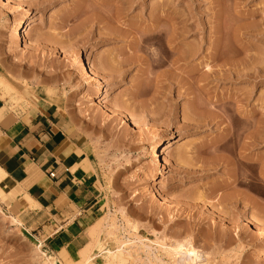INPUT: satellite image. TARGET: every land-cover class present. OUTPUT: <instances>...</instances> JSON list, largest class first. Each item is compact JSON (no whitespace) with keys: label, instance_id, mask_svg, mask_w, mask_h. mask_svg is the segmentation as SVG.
I'll return each mask as SVG.
<instances>
[{"label":"rangeland","instance_id":"rangeland-1","mask_svg":"<svg viewBox=\"0 0 264 264\" xmlns=\"http://www.w3.org/2000/svg\"><path fill=\"white\" fill-rule=\"evenodd\" d=\"M23 2L33 25L19 44L7 18L14 26L24 17L0 0V75L15 89L4 95L15 105L24 100L14 97L18 91L61 102L88 141L101 195L97 218L76 246L58 253L46 246L43 250L57 256L58 264L69 263L89 243L90 227L104 226L92 253L97 256L96 264H106L107 254L100 253L99 246L106 250L117 246V240L106 233L114 222L119 227L117 236L132 238L138 246L141 239L135 233L161 241L189 234L200 248L218 245L214 264H264V258L260 259L264 238L255 227L246 225L248 219H255L264 230V178L260 179L261 169L254 165L264 159V0H218V4L212 0ZM70 13L73 16L67 19ZM117 14L119 22L115 21ZM153 26L163 29L164 35L183 29L184 45L195 44L200 51L181 67L171 61L149 66L145 50L131 48ZM232 26L242 38L235 48L228 41L237 33ZM218 37L221 54L213 61ZM232 49L235 65L222 66L221 57L232 59ZM114 53H120L119 61L131 62L111 64ZM80 54L86 64L98 67L108 83L105 109L96 96L99 84L81 72ZM210 68L213 75L209 77ZM193 104L212 117L195 115ZM169 130L176 138L162 144L159 163L152 156V146L167 138ZM220 146L223 150L214 153ZM180 154L184 156L179 158ZM214 155L227 160L211 170L204 161ZM242 155L249 161L244 163ZM234 175L237 179L229 185ZM1 192L0 187V207L21 218L24 226H15L0 213V264H45L35 247L56 229L45 227L37 217L28 221L29 217L20 216L12 197ZM227 195L232 196V203L222 204L220 198ZM223 228L229 234L224 238L220 237ZM138 251L142 259L130 263L151 264L142 249Z\"/></svg>","mask_w":264,"mask_h":264},{"label":"crops","instance_id":"crops-1","mask_svg":"<svg viewBox=\"0 0 264 264\" xmlns=\"http://www.w3.org/2000/svg\"><path fill=\"white\" fill-rule=\"evenodd\" d=\"M8 83L10 90L0 86V187L20 216L56 229L44 246L58 253L77 245L100 210L89 144L61 102L18 91L24 100L15 105L4 95L15 90ZM28 196L36 205H25Z\"/></svg>","mask_w":264,"mask_h":264},{"label":"bare ground","instance_id":"bare-ground-1","mask_svg":"<svg viewBox=\"0 0 264 264\" xmlns=\"http://www.w3.org/2000/svg\"><path fill=\"white\" fill-rule=\"evenodd\" d=\"M118 1H120L122 4L129 2V0H118ZM3 2L6 5L14 6L15 9L18 12H21V15L24 17V19H23V21L21 23L16 24L14 26H13V20L11 18H9V17L7 18V24H10V26L13 27V38H14L15 42L20 44L26 38V35H25L26 32L28 30H30L32 28V25H33V20H32V16L30 14V11H29V9L26 8V5L24 4L23 0H3ZM212 2L216 3V4L220 3V2H218V0H212ZM163 7H165V5ZM74 13L75 12H73V14ZM73 14L70 13V15H66L67 19L72 17ZM75 14H77V13H75ZM217 14H219V13H217ZM93 15H92V17H93ZM117 15L118 16L116 18L115 17L114 18H115L116 22H119L121 19L119 17V14H117ZM97 19L98 18H96L95 20H97ZM235 27H237V26H235ZM153 28L154 29L151 28L152 30L148 31V34L146 32L147 35L146 34H144V35L142 34V36L138 40H136L135 43L133 42V45H132V48H131L132 51H137V52L140 51V50H145V52L148 55V65L153 67V68L160 67V66L164 65L165 63H167L169 61H171V63L173 62L172 63L173 65L175 64V65L179 66V65L182 64V62H186L187 60H189L192 57L194 58V56L198 53V51H200V47H197V46L194 47L195 44L192 47L191 46L188 47L189 45H184L183 42H184L185 35H184V32H181L183 29H181L179 33L177 31V33L175 32L174 34L172 32V33H168L169 35H167L166 33H165L166 35H164L163 32H165V31L163 29H162L163 31L162 30H158L157 26H153ZM240 28H241V26H240ZM233 30H234V27H233ZM234 31H236V30H234ZM236 32L237 33L233 32L232 37L231 36L229 37L231 39L228 40V41L232 42V48L236 44H242L241 43L242 42L241 41L242 38L240 37V34L238 33V30ZM239 32H240V30H239ZM241 34H242V32H241ZM243 34H244V32H243ZM219 40H220V38L215 43L217 47L214 50L215 51L214 54L212 53L213 55H212L211 58L213 59V61L214 60H218V53H220V49H221V47H219V44H220ZM30 44H32V43H30ZM151 47H152V49H151ZM224 51H225L224 49L221 50L223 55L225 53ZM235 52L232 49V59H229L227 57L225 58V56L221 57V59L224 58V59L221 60L222 61V63H221L222 66H226V65H228L231 62H232V65H235L234 64V60H233V57L235 56L234 55ZM176 53H178L179 55L176 56L173 61L170 60V58L173 57V55H175ZM118 54H120V53H118ZM118 54L114 53V54H112L110 56V63L111 64L117 63L118 66H119V64L121 65V63H122V65H123L127 61H128V63L131 62V61L126 60V59H124L122 61H119L118 59L120 58L119 57L120 55H118ZM228 56L230 57V55H228ZM77 58L79 59V61H78L79 62V66H80V68H82L81 70H83L81 72L84 75H86V77L90 78L91 81H95L96 83L99 84L96 96H97L101 106L104 107V109H105L104 102L108 98V94H109L108 83L103 79L104 77H102V75H100L101 73L99 72L97 66H95V65L89 66L88 64H86L83 61V57H82L81 54ZM131 60H133V59H131ZM179 67H181V66H179ZM211 68L209 69L210 70L209 72H206L207 74L205 73L209 77L213 75V69H211ZM190 73H193V71H190ZM0 86L10 90V85H9L8 81L2 75H0ZM137 92L139 93V89L136 91V93ZM136 93H134V94L132 93L133 96L136 95ZM195 104L197 106H200L197 103H195ZM197 106H195L194 104L192 106V108H193L192 111L194 112V114L197 115V116H200V117L201 116H205L206 111L205 110H201L200 107H197ZM110 113L112 114L113 118H116L117 115H116L115 111L111 110ZM206 114H208L207 115L208 117H209V115L211 116V112H210V114L208 112ZM129 119H132L134 122H137L135 120V118H129ZM227 134H229V132ZM167 135H168L167 138L163 139L164 138L163 137L161 139H158L157 141H155V143L152 146V150H151L152 156L159 163L161 162V159H160V148H161L162 144L163 143L164 144L165 143L171 144L172 141L176 138L172 130H169ZM221 149H222L221 146L220 147H216L214 149V153H216L217 151H220ZM180 155L181 156H179V158L180 157L182 158L184 156V155L182 156V154H180ZM241 158L244 159L243 160L244 163L249 161L243 155L241 156ZM223 159H225V161L227 160V158L225 156L221 160H223ZM221 160H220V158L218 159V157L216 158L215 155H214V157L211 156L210 158H208L207 161L205 160L206 162L204 161V163H206L208 165V168H210L211 170H214L216 168L217 164L219 163V161H221ZM254 165H255V167H260V169H261V171H260V174H261L260 177L261 178L260 179H263L264 178V159H261L260 162H258V161L254 162ZM201 168H203V167H201ZM3 177H4V172L0 168V181L2 180ZM240 177H242V179L246 178V176H240ZM235 179H237V177L235 175L231 176L229 178V180L227 181L228 184L229 185L232 184V181H234ZM4 192H1V193L3 194ZM230 195H232V194H230ZM230 195H227V196H224V197L220 198L222 204L228 205V203L229 204L232 203V196H230ZM253 202H254V200H253ZM24 203H25V205H27V204L29 205L30 204V206L31 205H33V206L36 205V202L33 199H31L29 196L27 198H25ZM0 213L4 216V218L9 219L10 223H13L15 226H17V227H23L24 226V222L18 216L7 212L2 207H0ZM126 223L128 225L129 221L127 220ZM259 223L260 222L258 220L256 222L255 219H253V221L248 219L246 225H247V227H249V226L255 227V229L257 230V235H259L260 238H264V230L262 228L258 227ZM100 225H102V224H100ZM100 225H97V227L100 226ZM108 227L109 228L107 229L106 233H107L109 238H111L113 240L115 239V241L117 240V244H114V245H117V246H115L113 249H107L106 250V248H104V247L100 248V246L98 245L99 249H100V253L101 252H105L107 254V256H106V258H107L106 264H129L130 262H133L134 259L141 260L142 257L140 256L139 251H138L140 249H142V252L146 255L149 263H151V264H154V262L156 264H214V262H215V259L213 258V256L217 252L216 251V249H217L216 247L218 245L217 244H213L212 247H210L209 249L200 248V247H198L196 245L195 238L192 235H189V234L186 235V236H181V235H177L176 234V235H172V236L167 237L166 241H161V240H158V239L157 240H152L150 238L143 237V236H140V235L138 236V234L135 233V235L137 236V239L138 238L141 239V240L139 239L140 242H141V245L138 246V244L136 243V240H133L132 238H129V237L126 238L127 236L126 237H124V236L119 237V235L117 236V231L119 230V227L114 222L111 225H109ZM90 228L92 229L91 230L92 232H91V235H90L91 238L88 239V240H90L89 243L87 244L86 247L82 248L79 251V255L77 256L76 259H73L72 261H70V259H69L70 262L66 263V264H96L94 261H95V258L97 256H95V254L92 253V249H93L94 245L99 242L100 235H101V233L105 232V229H104V226L102 228H96V226H92ZM133 228H134L133 230H135V229L137 230L136 226H134ZM226 229L221 230L220 237H223V238L226 237L227 234H228V230L229 231L231 230L229 228H228V230H226ZM130 230H132V229H130ZM133 238H134V236H133ZM134 239H136V238H134ZM213 239H215V237ZM105 244H106V242H105ZM43 246H44V240L40 239L38 244H36V247H35L36 255L40 254L41 257L44 258L45 264H58V261H59L58 257L57 256H53V255H49L45 250H43ZM98 246H97V248H98ZM263 258H264V251H263L260 259H263ZM63 264H65V263H63ZM130 264H132V263H130Z\"/></svg>","mask_w":264,"mask_h":264},{"label":"built area","instance_id":"built-area-1","mask_svg":"<svg viewBox=\"0 0 264 264\" xmlns=\"http://www.w3.org/2000/svg\"><path fill=\"white\" fill-rule=\"evenodd\" d=\"M50 176L54 177V176H55V174H54V173H50Z\"/></svg>","mask_w":264,"mask_h":264}]
</instances>
